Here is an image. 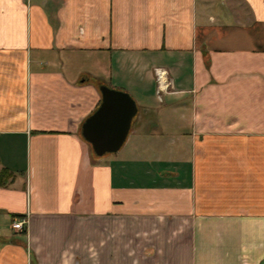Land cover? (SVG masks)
<instances>
[{"label":"crops","instance_id":"0c3cea01","mask_svg":"<svg viewBox=\"0 0 264 264\" xmlns=\"http://www.w3.org/2000/svg\"><path fill=\"white\" fill-rule=\"evenodd\" d=\"M101 86L138 113L97 158ZM4 168L0 264H264V0H0Z\"/></svg>","mask_w":264,"mask_h":264},{"label":"water","instance_id":"95a60500","mask_svg":"<svg viewBox=\"0 0 264 264\" xmlns=\"http://www.w3.org/2000/svg\"><path fill=\"white\" fill-rule=\"evenodd\" d=\"M102 103L85 121L82 136L99 158L118 153L126 143L138 105L124 91L101 86Z\"/></svg>","mask_w":264,"mask_h":264},{"label":"built area","instance_id":"2783aa9c","mask_svg":"<svg viewBox=\"0 0 264 264\" xmlns=\"http://www.w3.org/2000/svg\"><path fill=\"white\" fill-rule=\"evenodd\" d=\"M157 82H158V96L162 100L163 93L171 88V82L167 78L168 74L162 69L156 70ZM27 220L23 219L13 224V228L16 230L25 231Z\"/></svg>","mask_w":264,"mask_h":264},{"label":"trees","instance_id":"16d2710c","mask_svg":"<svg viewBox=\"0 0 264 264\" xmlns=\"http://www.w3.org/2000/svg\"><path fill=\"white\" fill-rule=\"evenodd\" d=\"M101 103H102V101H101ZM101 103H100V105H101ZM91 149H92V147H91ZM92 152H93V155L95 157H97L93 150H92ZM97 158H99V157H97ZM14 178H15V175L13 172H10L6 168L2 169V171L0 172V187H7L8 184H10V181L13 180Z\"/></svg>","mask_w":264,"mask_h":264}]
</instances>
